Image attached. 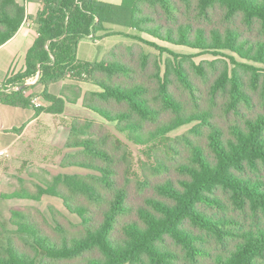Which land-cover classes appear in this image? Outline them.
<instances>
[{
    "label": "trees",
    "instance_id": "trees-1",
    "mask_svg": "<svg viewBox=\"0 0 264 264\" xmlns=\"http://www.w3.org/2000/svg\"><path fill=\"white\" fill-rule=\"evenodd\" d=\"M30 1L35 16L0 0V46L25 20L37 35L0 104L59 116L81 99L105 123L71 124L60 165L84 173L37 188L78 216L76 230L11 212L0 264H264V0ZM114 35L131 44L77 60L82 39ZM159 43L231 57L195 63ZM81 75L94 91L49 92ZM34 85L47 106L32 103ZM129 144L145 148L140 175Z\"/></svg>",
    "mask_w": 264,
    "mask_h": 264
},
{
    "label": "rangeland",
    "instance_id": "rangeland-1",
    "mask_svg": "<svg viewBox=\"0 0 264 264\" xmlns=\"http://www.w3.org/2000/svg\"><path fill=\"white\" fill-rule=\"evenodd\" d=\"M101 2L119 5L121 4L122 0H98ZM131 44V40L123 35H114L107 38H103L101 40H95L94 42L89 38H84L80 41L78 48H77V60L79 62H87V61H100L105 57L107 54L110 53L113 47L117 45H129ZM160 46L169 49L170 51L180 54V55H190L192 56V60L195 63H200L202 61H214L216 59H221L229 62L228 57H231L229 52H223V56H211L209 54H200V52L185 48V47H176V46H169L165 43H159ZM167 54H164V58ZM237 61H240L237 59ZM261 69V68H260ZM37 79V78H35ZM30 83L34 81V79H29ZM25 83V86H30L31 84ZM33 85V84H32ZM82 87L85 88V91H94L95 87L92 86L90 82H88L87 77L85 75H81L80 78L73 79V77H68L67 80L58 82L56 84L51 85L49 88V92L52 95L59 96L63 95L66 99H74V93L72 92L73 87ZM35 86V85H34ZM15 89V88H14ZM41 88L35 86L32 91H28V94L33 95V100L35 103H38L43 106H47V104L40 98ZM60 123L65 126V128H69L71 124L75 122L86 120H94L98 123H105V120L100 118L95 113L85 109L81 105V99H78L77 103H66L65 111L62 115L58 116ZM108 127L110 130L119 138H124L119 132L115 129L114 126L110 124ZM63 127V126H62ZM62 127L57 131V135L55 138V142L57 144V139L62 132ZM64 128V127H63ZM190 126L181 127L176 129L170 134V137L174 138L177 136L182 135L185 133ZM49 133H46L47 137ZM55 146V150L57 151L59 146ZM39 142L35 143L34 151L38 150ZM133 152V171L138 175L141 174L142 170H147L148 167L145 162L147 163L148 160L144 157V154L141 151H144L145 148L141 146L135 147L134 145L129 144ZM64 148V146L62 147ZM61 148V149H62ZM44 153H47V157L42 156V162L33 165H26L22 170L20 175L22 178L20 181L9 180V185L4 187L1 191L4 197L3 204L8 206L9 212L5 213L4 211L1 212L3 217L4 215L8 214L9 217L11 216V212L21 213L24 211L25 213H29L32 217L36 218L39 221L37 212H40L47 222L54 226V221L60 223L63 227L68 230H76V226L79 224L80 220L78 216L73 215L67 211L64 207L63 202L60 198L51 195L48 192H41L38 191L37 188L39 186L46 187L52 183L53 177L57 175H64V174H75V173H84L83 170L77 169L75 167L71 168H62L59 162H55L58 160V155L60 154L58 151L55 153L54 149L49 148L48 146L43 144L42 149ZM60 150V149H58ZM63 150V149H62ZM67 151V150H66ZM55 153V154H54ZM152 174L148 173V178H153ZM59 188H62V185H58ZM23 191L26 196H20L16 198V193ZM21 211V212H20ZM8 221V220H7ZM6 221V223H7Z\"/></svg>",
    "mask_w": 264,
    "mask_h": 264
},
{
    "label": "crops",
    "instance_id": "crops-1",
    "mask_svg": "<svg viewBox=\"0 0 264 264\" xmlns=\"http://www.w3.org/2000/svg\"><path fill=\"white\" fill-rule=\"evenodd\" d=\"M16 1L24 7L26 16H35L40 8V5L34 1ZM36 37L34 29L25 20L17 33L8 42L0 46V83L24 70L26 54ZM35 81L36 79H34V83ZM78 88L83 92L85 91L82 85ZM72 92L75 94L73 89ZM58 118L57 115L44 112L36 114L33 108H15L0 104V151L4 153L0 155V223L5 225L7 229L10 227V217L8 214L3 217L1 212L8 213L9 209L7 205L2 203L3 199L1 198L4 195L1 191H4L3 188L9 185V180L20 181L23 179L20 175L21 170L26 165L41 163L42 154L47 157V153L41 150L43 144L54 149L55 153L57 151L60 153L58 160L55 161L59 164L68 152L64 145L69 131L60 123ZM60 126L64 127H62L64 132L61 133L56 144L55 138ZM46 133H49L48 137ZM38 142L40 144L38 150L34 151L36 148L34 145ZM54 144L59 146L58 149L60 150L57 149L56 151ZM63 146L64 148H62Z\"/></svg>",
    "mask_w": 264,
    "mask_h": 264
},
{
    "label": "built area",
    "instance_id": "built-area-1",
    "mask_svg": "<svg viewBox=\"0 0 264 264\" xmlns=\"http://www.w3.org/2000/svg\"><path fill=\"white\" fill-rule=\"evenodd\" d=\"M30 83V81L28 80L27 81V84H29ZM32 83H34V81H32L30 84H32ZM17 88H15V90H16ZM33 104H34V106L35 107H40L41 105L40 104H38V103H35L34 101L32 102ZM4 153L2 152V151H0V155H3Z\"/></svg>",
    "mask_w": 264,
    "mask_h": 264
},
{
    "label": "water",
    "instance_id": "water-1",
    "mask_svg": "<svg viewBox=\"0 0 264 264\" xmlns=\"http://www.w3.org/2000/svg\"><path fill=\"white\" fill-rule=\"evenodd\" d=\"M24 86H25V85H24ZM24 86H21V87H20V89H23V88H24Z\"/></svg>",
    "mask_w": 264,
    "mask_h": 264
}]
</instances>
